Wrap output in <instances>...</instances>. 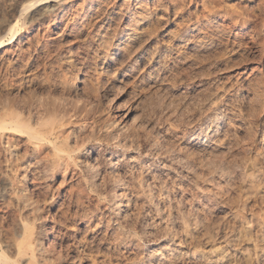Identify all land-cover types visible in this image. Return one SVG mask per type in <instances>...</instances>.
<instances>
[{"label": "bare ground", "instance_id": "obj_1", "mask_svg": "<svg viewBox=\"0 0 264 264\" xmlns=\"http://www.w3.org/2000/svg\"><path fill=\"white\" fill-rule=\"evenodd\" d=\"M240 1L250 10L232 13L218 6L220 0H0V264H80L92 259L87 245L96 235L113 237L114 246L132 256L124 264H164L174 255L179 235L204 221L208 203L231 179L223 172L203 177L206 169L196 156L211 145L199 148V140L181 136L184 145L173 149L142 120L104 115L99 101L115 87V74L152 77L156 52L147 70L138 69L140 55H132L170 16L162 32L167 49L205 48L221 39L233 52L256 54V64L237 71L252 78L264 67V0ZM116 56L127 59L117 65ZM185 177L201 193H187ZM39 193L44 199H37ZM62 196L76 204L86 199L100 213L82 210L63 231L60 219L52 221L50 231L47 217H68L57 204ZM145 213L153 216L149 226L140 221ZM146 238L155 245L143 255Z\"/></svg>", "mask_w": 264, "mask_h": 264}, {"label": "rangeland", "instance_id": "obj_2", "mask_svg": "<svg viewBox=\"0 0 264 264\" xmlns=\"http://www.w3.org/2000/svg\"><path fill=\"white\" fill-rule=\"evenodd\" d=\"M216 1L219 2V0ZM220 3H218L219 7L224 5L221 9H229L228 11L232 13L235 11V13H241L245 9L250 10L245 8L240 0H220ZM230 6L233 8L231 9ZM252 10L254 11L255 8H251ZM257 12L256 9L254 13ZM172 18L170 16L168 21L156 24L157 31L153 29L152 34L149 33L151 38L146 34V37H143L139 42L140 44L137 45L140 46L139 50H136L138 53L134 52L132 55L133 57H137L136 54L140 55L139 58L137 57V68L147 70V62L152 61L150 57L152 53L156 52L153 61L157 68L153 70L152 77L135 79L131 74L123 77L115 74L117 76L112 84L115 87L111 86L114 89L109 88L107 97H101L99 105L103 110L105 109L104 113L107 114L104 115H109L110 118L114 113L116 115L127 113L131 118L137 119L136 121L142 120L147 125L149 133L158 132L163 145H170L173 149L178 148L179 137L181 136H184V141L199 140V148L206 147L207 144L211 145L212 147L200 150L196 156V162L201 164L204 170H207H205L203 177L208 172V175L211 174L210 176L217 178L220 172H223L231 179L228 184L227 181L222 183L221 193L215 200L208 203V209L210 208L209 211H211H208L204 221L199 222L200 224L198 223L196 227L193 226L195 228L190 226L189 234L179 235L180 242L178 245L172 246L175 250L173 256L178 254L177 258L170 255L168 257L172 258H165L164 264L169 262L171 264H264V176H262L264 175V100H262V98L264 99V88L259 95L260 99L253 94V91H257L259 86L260 88L261 85L264 87V84L260 83V79L264 78V67L262 70L255 71L256 74H253L254 77L252 76L250 81L248 78H243L246 74L239 75L238 69L256 64L258 61L254 57L256 54L251 50L243 51V49L242 51L234 50V53L223 40L218 38L205 48L185 47L179 52L167 49L169 42L162 36V32L166 30ZM87 44L88 42L85 45ZM123 57L118 56L117 58L116 56L115 58L121 60L122 63L127 59ZM241 57H244L246 62L243 59L241 64ZM119 60L116 62L117 65L120 64ZM235 61H239V63ZM244 62L245 64H243ZM234 64H238V66L236 65V67ZM257 85H259L258 88ZM258 99L263 102L261 101V103ZM259 102L260 104H258ZM261 104L263 109H261ZM215 115L219 117L217 121H213ZM167 127L170 131L166 134L165 128ZM180 145H184V142ZM186 149L188 148L185 147L183 151L192 153L190 149H188L189 151ZM211 152L212 154H210ZM254 172H259L256 173L257 176L253 175L256 178L251 176ZM241 174L247 175L248 179H241ZM208 175L205 178L210 177ZM184 186L185 189L188 188L186 189L187 193L191 191L201 193L198 188L192 189L194 187L188 177L184 178ZM41 196L39 193L37 199H44ZM38 201L41 205L44 203V200ZM81 203H83L82 206ZM57 204L60 205H58L59 209L68 212L69 219L68 217L66 219L56 216L47 217L48 230H50L53 222L60 219L62 223H57V228L60 227L63 231L67 227L66 225H69L70 220L72 221L70 218L82 210L93 211L95 215L100 213V211H96L94 204L89 203L86 199L76 204L75 200L69 196H62L57 198ZM87 205L89 206L87 207ZM93 212L92 214H94ZM142 216L140 217L142 226H149L153 220L151 213H145ZM136 226L134 229L138 236L140 228L138 225ZM156 233L158 236L160 231ZM101 237L103 238L101 235H96L89 238L87 252L93 255L92 259L80 262V264H124L132 259V256L128 254L127 256L121 249L115 247L116 245L114 246L113 237L109 238L110 241L105 238L102 240ZM146 239L142 240L144 243H142L143 248L141 250L143 255L155 245V242ZM111 241L112 244H110ZM144 250L145 252H143ZM182 256H187V258L183 260ZM78 262L75 263L78 264Z\"/></svg>", "mask_w": 264, "mask_h": 264}]
</instances>
